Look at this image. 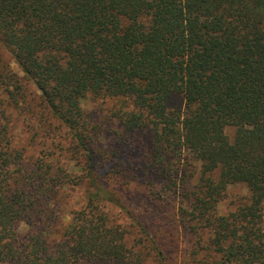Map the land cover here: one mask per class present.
Here are the masks:
<instances>
[{"label": "trees", "instance_id": "16d2710c", "mask_svg": "<svg viewBox=\"0 0 264 264\" xmlns=\"http://www.w3.org/2000/svg\"><path fill=\"white\" fill-rule=\"evenodd\" d=\"M0 43L41 97L30 109L8 91L5 104L4 87L22 84L0 73V263L165 264L107 188L121 172L98 166L97 127L81 105L93 95L125 103V131L149 132L156 180L191 186L180 217L194 255L204 253L198 264H264V0H0ZM9 107L41 117L35 135L47 151L35 161L9 135ZM76 184L88 202L63 235L18 233L23 222L48 224L51 203ZM236 184L249 199L221 214Z\"/></svg>", "mask_w": 264, "mask_h": 264}, {"label": "rangeland", "instance_id": "374dc122", "mask_svg": "<svg viewBox=\"0 0 264 264\" xmlns=\"http://www.w3.org/2000/svg\"><path fill=\"white\" fill-rule=\"evenodd\" d=\"M7 69L20 78L18 85L22 84V86L20 90L15 89L14 84L10 88L4 87L1 100L5 104L9 102L10 92L8 91L22 92L28 107L39 109L40 92L33 83L26 79L12 55L0 43V73L2 71L5 73ZM124 104L114 99L95 98L93 95L87 96L81 103L86 117L97 127L92 148L95 151L98 166L104 170L114 168L121 172V175L112 177L107 188L120 199L125 207L121 215H126V211L133 215L143 226L148 239L154 242L150 244L146 240L144 244L148 248L147 253H151V257L156 253L153 250V246H156L162 251L161 257L164 258L165 264H198L199 259L203 261L204 253H200L198 256L194 255L197 238L186 230L180 217L182 208L190 209L187 191L191 186L187 190H175L168 182H162L163 178L155 179L152 172L149 171L152 165L150 134L148 131L127 132L123 129L116 113ZM16 109L9 107L6 110L11 117L9 135L15 147L25 148V155L35 161L43 148L47 151L46 146L40 145L44 139H39L38 134L35 135V125L39 124L41 117L40 115L36 117L29 115V117L21 112L22 109ZM60 133L63 132H55L59 136ZM235 133L236 130L233 127L226 129V134L231 141L235 138ZM62 161L65 162V160ZM54 164L58 167L61 162L57 159ZM68 165V168L74 175H78V178L83 176L77 161L72 160ZM196 168L198 169L199 166ZM63 194L58 197V201L51 203L55 214L49 219L48 224L29 226L28 223L23 222L18 227V233L21 236H26L31 229L38 231L40 228L46 227L48 233H54L58 237L63 235L75 217V212L83 209L88 202L85 184L70 186ZM248 199L249 191L245 185H232L227 191L226 198L219 206V211L221 214L235 211ZM108 209L114 213L120 211V207L109 206ZM123 219L125 221L124 217ZM150 264L156 263L150 261Z\"/></svg>", "mask_w": 264, "mask_h": 264}]
</instances>
